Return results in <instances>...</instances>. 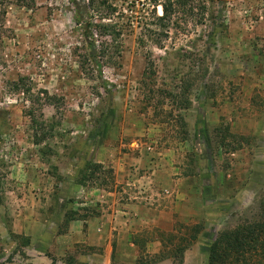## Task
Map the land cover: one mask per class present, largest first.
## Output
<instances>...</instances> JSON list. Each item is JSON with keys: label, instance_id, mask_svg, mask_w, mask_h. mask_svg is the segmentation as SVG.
Returning <instances> with one entry per match:
<instances>
[{"label": "rangeland", "instance_id": "374dc122", "mask_svg": "<svg viewBox=\"0 0 264 264\" xmlns=\"http://www.w3.org/2000/svg\"><path fill=\"white\" fill-rule=\"evenodd\" d=\"M144 5L0 0V264H208L264 222V0L166 26ZM53 212L105 239L32 259L15 232L37 241ZM248 255L225 263H264Z\"/></svg>", "mask_w": 264, "mask_h": 264}, {"label": "trees", "instance_id": "16d2710c", "mask_svg": "<svg viewBox=\"0 0 264 264\" xmlns=\"http://www.w3.org/2000/svg\"><path fill=\"white\" fill-rule=\"evenodd\" d=\"M31 1V0H30ZM208 0H142L143 4L150 8L149 13L157 25H168L174 16H187L200 24L206 12ZM26 6V4H23ZM144 5V6H145ZM160 9V14H155V9ZM113 10L112 8L110 9ZM145 21L147 14L139 13V17ZM193 16V17H192ZM141 23V22H140ZM145 25V24H144ZM101 34H106L113 42L119 38V29L112 25H98ZM161 35V34H160ZM159 36V35H158ZM14 86H17L14 84ZM48 99V98H46ZM263 221V220H262ZM248 255L249 258L264 256V222H256L242 228L221 232L209 249L208 264H226L228 257L237 258L240 255ZM236 262V261H234ZM244 262V261H243ZM69 264V263H67ZM243 264H249L244 262ZM264 264V263H263Z\"/></svg>", "mask_w": 264, "mask_h": 264}, {"label": "crops", "instance_id": "0c3cea01", "mask_svg": "<svg viewBox=\"0 0 264 264\" xmlns=\"http://www.w3.org/2000/svg\"><path fill=\"white\" fill-rule=\"evenodd\" d=\"M102 215L98 216V219H101ZM61 221V216H57L54 214V212L49 215L46 219H44L40 225V231L41 235L39 238H37V241L34 240L31 236V234L26 233L25 230L22 228H18L17 232H15L17 235H24L25 237L29 238L30 241V251L26 252L27 255L32 257V259H37L39 256L38 252L42 254V256H47L48 253L54 256V248L57 247L60 251V247H62V244H69V243H85L87 242L90 246H98L102 243L101 240L105 239V229L103 225H99L97 222H93L90 224L91 219L85 220V225L77 226L74 230L72 229H66L64 233H58V225ZM98 221V220H97ZM110 221V219H109ZM51 223H53L51 225ZM97 223V224H96ZM36 242V243H35ZM40 247L41 249L37 252H34L31 248L33 246ZM64 249V248H63ZM68 249V247H66ZM95 254V253H94ZM95 256V255H94ZM100 260V259H98ZM57 264H66L63 263L62 260L58 259L56 262Z\"/></svg>", "mask_w": 264, "mask_h": 264}]
</instances>
